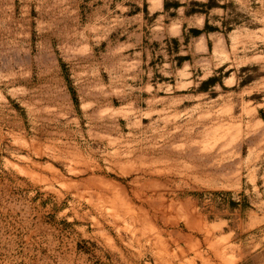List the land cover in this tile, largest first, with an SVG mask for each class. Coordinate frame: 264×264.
Returning a JSON list of instances; mask_svg holds the SVG:
<instances>
[{"label":"rangeland","instance_id":"rangeland-1","mask_svg":"<svg viewBox=\"0 0 264 264\" xmlns=\"http://www.w3.org/2000/svg\"><path fill=\"white\" fill-rule=\"evenodd\" d=\"M0 264H264V0H0Z\"/></svg>","mask_w":264,"mask_h":264},{"label":"bare ground","instance_id":"bare-ground-1","mask_svg":"<svg viewBox=\"0 0 264 264\" xmlns=\"http://www.w3.org/2000/svg\"><path fill=\"white\" fill-rule=\"evenodd\" d=\"M149 1H151V0H149ZM159 1V0H158ZM161 1V0H160ZM161 3V2H160ZM158 5V4H157ZM157 7V6H156Z\"/></svg>","mask_w":264,"mask_h":264}]
</instances>
